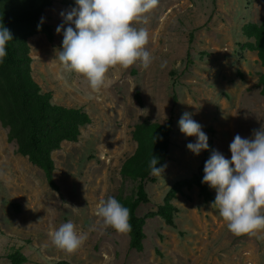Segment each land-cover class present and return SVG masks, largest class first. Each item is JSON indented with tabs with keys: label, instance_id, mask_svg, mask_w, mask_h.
<instances>
[{
	"label": "rangeland",
	"instance_id": "374dc122",
	"mask_svg": "<svg viewBox=\"0 0 264 264\" xmlns=\"http://www.w3.org/2000/svg\"><path fill=\"white\" fill-rule=\"evenodd\" d=\"M63 1L53 0L42 16L53 27L54 42L43 34L29 40L33 76L55 103L83 109L92 124L82 129L78 142H64L53 153L57 192L41 169L17 153L16 143L8 141L9 130L0 123V264H12L6 254L13 247L28 258L26 264H264V230L233 235L219 210L196 188L174 200L175 228L159 217L148 220L142 252L129 248L127 232L104 227L96 216L102 200L130 195L135 188L120 170L136 150V124L165 123L173 111L170 159L163 176L146 185L151 203L140 208V216L157 211L169 188L192 177L204 159L206 151L196 155L187 148L197 138L180 131L184 113L192 115L208 144L229 160L234 137L252 138L253 130L264 125L259 86L264 69L256 53L241 49L247 41L243 26L264 21V0H159L147 14L148 23L134 25L148 30L146 50L153 63L147 70L139 62L110 69V83L99 92L57 59L64 39L57 27L75 29L61 13L78 7L76 0H67L75 7ZM164 61L167 66L161 68ZM69 221L78 234H87L73 253L57 248L50 236Z\"/></svg>",
	"mask_w": 264,
	"mask_h": 264
},
{
	"label": "trees",
	"instance_id": "16d2710c",
	"mask_svg": "<svg viewBox=\"0 0 264 264\" xmlns=\"http://www.w3.org/2000/svg\"><path fill=\"white\" fill-rule=\"evenodd\" d=\"M53 3V0H0V26L7 27L13 35V41H9L6 46L7 56L0 61V123L9 130L8 141L16 143L17 153L41 169L49 187L59 192L54 176L56 166L53 153L60 150L64 142H78L82 129L92 124V119L81 108L55 103L52 93L44 92L34 79L29 40L43 34L50 43L54 42L53 27L42 21L45 11ZM63 4L76 6L74 1L64 0ZM242 34L247 41L241 45V49L256 53L264 69V21L260 24H245ZM259 86L260 94L264 97V72L260 75ZM136 100L142 105L139 93L136 94ZM173 131V111L165 123L144 121L136 124L132 130L136 150L124 161L120 174L124 180L136 185L130 195L120 193L116 196L130 210L131 230L127 233L131 250H144L147 239L145 227L149 219L159 217L168 226L176 227L178 208L174 200L185 190L196 188L206 203L215 201L210 186L203 183L205 162L215 150L213 144L209 143L198 171L190 178L176 181L157 211L144 216L138 214L142 206L151 203L146 185L157 182L156 176L150 174V160L155 156L159 160L158 166L167 164ZM16 208L19 210V206ZM6 258L12 264L28 262L21 250L14 247L6 254Z\"/></svg>",
	"mask_w": 264,
	"mask_h": 264
},
{
	"label": "clouds",
	"instance_id": "9594fccd",
	"mask_svg": "<svg viewBox=\"0 0 264 264\" xmlns=\"http://www.w3.org/2000/svg\"><path fill=\"white\" fill-rule=\"evenodd\" d=\"M77 8L61 13L69 25L64 33L63 50L57 59L64 69L87 79L91 89L99 92L110 83L108 73L117 66L130 68L137 64L147 70L153 63L146 50L149 33L137 23H148V15L159 0H76ZM39 27V26H38ZM13 41L10 30L0 26V61L7 56L6 46ZM167 66L162 62L161 68ZM180 131L196 137L187 148L196 155L209 149L208 137L190 113L179 120ZM231 159L213 150L205 162L203 183L215 189L217 195L211 208L219 210L228 230L236 236L256 235L264 230V125L253 130L252 138L237 134L229 145ZM159 165L153 156L149 163L152 176H163L167 165ZM104 227L119 233L131 230L130 210L116 198L102 200L96 210ZM54 245L68 253L77 251L86 241L87 234H78L69 221L50 233Z\"/></svg>",
	"mask_w": 264,
	"mask_h": 264
}]
</instances>
